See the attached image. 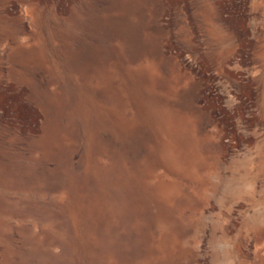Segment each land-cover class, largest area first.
Returning a JSON list of instances; mask_svg holds the SVG:
<instances>
[{
  "label": "rangeland",
  "instance_id": "rangeland-1",
  "mask_svg": "<svg viewBox=\"0 0 264 264\" xmlns=\"http://www.w3.org/2000/svg\"><path fill=\"white\" fill-rule=\"evenodd\" d=\"M0 264H264V0H0Z\"/></svg>",
  "mask_w": 264,
  "mask_h": 264
}]
</instances>
